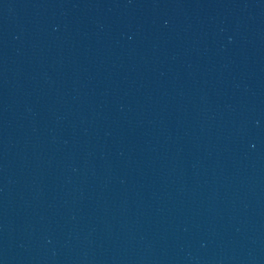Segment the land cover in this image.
<instances>
[{
	"label": "water",
	"instance_id": "95a60500",
	"mask_svg": "<svg viewBox=\"0 0 264 264\" xmlns=\"http://www.w3.org/2000/svg\"><path fill=\"white\" fill-rule=\"evenodd\" d=\"M0 264H264V0H0Z\"/></svg>",
	"mask_w": 264,
	"mask_h": 264
}]
</instances>
